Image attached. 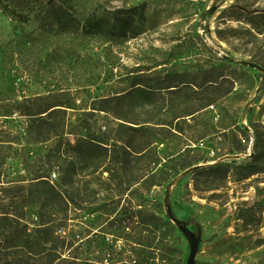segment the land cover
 I'll use <instances>...</instances> for the list:
<instances>
[{"label":"rangeland","instance_id":"obj_1","mask_svg":"<svg viewBox=\"0 0 264 264\" xmlns=\"http://www.w3.org/2000/svg\"><path fill=\"white\" fill-rule=\"evenodd\" d=\"M54 2L111 32H47L0 2V264H186L188 233L193 264H264V0ZM175 74L190 87L171 92ZM137 76L156 104L119 118ZM37 177L73 199L54 227L30 205ZM23 226L39 255L4 251Z\"/></svg>","mask_w":264,"mask_h":264},{"label":"trees","instance_id":"obj_2","mask_svg":"<svg viewBox=\"0 0 264 264\" xmlns=\"http://www.w3.org/2000/svg\"><path fill=\"white\" fill-rule=\"evenodd\" d=\"M6 2L8 5H13L16 7L17 17L21 21H26L30 13L33 12V16L37 21L40 22V26L43 30L49 32V30H55L59 33H77L80 31H91L93 34L101 33V34H108L111 32V27H108V21L104 18H97L95 20H87L83 23L81 20H78L68 8L57 5L54 0H0V2ZM26 12L27 14H24ZM87 33V32H86ZM183 76L175 74L173 77L166 76L167 80L169 81V85L167 88H173L170 90L174 92L175 90H181V87H177L178 85L185 86L187 85L190 87L189 82L182 79ZM135 80L133 83V87L128 90L126 94L116 96V104L113 108V112L119 117H123V112L120 111L123 105H127L128 108H141L144 109L145 107L153 108L156 104V96L154 89L140 83V77H133ZM149 87V88H148ZM190 90V88H189ZM191 93V92H190ZM193 93L189 94L192 95ZM187 94V99L191 98ZM50 108H46L43 111H35L32 114H25L30 116H35L40 113H45ZM45 119L39 116V119L36 121H29L28 126L24 129L25 135L29 134V139L31 141H41L43 137L40 134H43V123ZM143 124L152 123L155 124L153 118H146L142 121ZM122 124H120L121 126ZM31 127V128H29ZM142 130V129H141ZM144 130V129H143ZM43 136V135H42ZM47 137L44 138V140ZM91 145L83 142L75 144V148H77V152L75 156L81 160L83 164V169H94L99 166L96 160V152L92 147V144L95 143V140L89 141ZM125 160H122L124 163ZM192 165L186 166L185 168L191 167ZM74 168V167H73ZM184 168V169H185ZM64 185H69L65 183ZM18 188V187H17ZM23 188H18L21 191ZM27 192L30 196V205L35 206L38 210V219L39 224H43L42 218L48 215L49 222L51 226L54 227L53 223V216L54 213H59L66 208L67 203L72 201V197H70L69 192L59 186L58 184H52L48 179H44L42 177H37L36 181H33L28 187ZM20 194V193H19ZM20 196V195H19ZM9 222L7 224L0 222V235L3 231L8 228ZM13 237L8 235L5 236V242H10L14 240V244L3 246L4 251L9 250L13 246H19V252L22 255L24 254H34L39 255L42 253V245L41 242L43 240L37 238L32 239L29 237V234L26 233L25 227L21 228L19 231H15L13 233ZM45 241V239H44ZM47 241V240H46Z\"/></svg>","mask_w":264,"mask_h":264},{"label":"water","instance_id":"obj_3","mask_svg":"<svg viewBox=\"0 0 264 264\" xmlns=\"http://www.w3.org/2000/svg\"><path fill=\"white\" fill-rule=\"evenodd\" d=\"M197 167H193L191 170L195 169ZM188 235H190L191 239H192V248H191V255L187 261L186 264H193L194 263V256L196 254V245H197V239L196 237H194V235H191L190 233H188Z\"/></svg>","mask_w":264,"mask_h":264}]
</instances>
